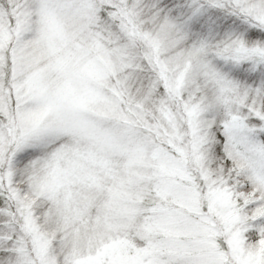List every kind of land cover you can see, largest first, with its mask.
<instances>
[{"label":"snow or ice","instance_id":"obj_1","mask_svg":"<svg viewBox=\"0 0 264 264\" xmlns=\"http://www.w3.org/2000/svg\"><path fill=\"white\" fill-rule=\"evenodd\" d=\"M0 264H264V0H0Z\"/></svg>","mask_w":264,"mask_h":264}]
</instances>
